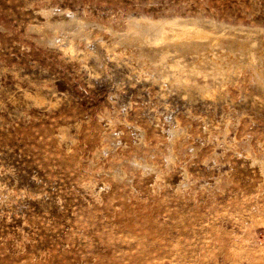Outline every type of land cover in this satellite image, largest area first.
<instances>
[{"label":"rangeland","instance_id":"obj_1","mask_svg":"<svg viewBox=\"0 0 264 264\" xmlns=\"http://www.w3.org/2000/svg\"><path fill=\"white\" fill-rule=\"evenodd\" d=\"M0 264H264V0H0Z\"/></svg>","mask_w":264,"mask_h":264},{"label":"bare ground","instance_id":"obj_2","mask_svg":"<svg viewBox=\"0 0 264 264\" xmlns=\"http://www.w3.org/2000/svg\"><path fill=\"white\" fill-rule=\"evenodd\" d=\"M236 257V256H235Z\"/></svg>","mask_w":264,"mask_h":264}]
</instances>
